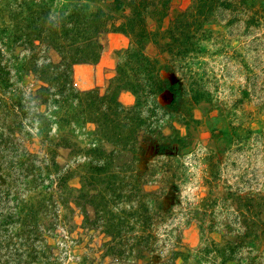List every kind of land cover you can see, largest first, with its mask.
I'll return each instance as SVG.
<instances>
[{"label":"rangeland","instance_id":"rangeland-1","mask_svg":"<svg viewBox=\"0 0 264 264\" xmlns=\"http://www.w3.org/2000/svg\"><path fill=\"white\" fill-rule=\"evenodd\" d=\"M111 2L0 0V264H264V0Z\"/></svg>","mask_w":264,"mask_h":264},{"label":"trees","instance_id":"trees-1","mask_svg":"<svg viewBox=\"0 0 264 264\" xmlns=\"http://www.w3.org/2000/svg\"><path fill=\"white\" fill-rule=\"evenodd\" d=\"M159 0H112L111 2V7L109 4L110 8H115V9H124L126 6H129L130 11H129V15L127 17V19L120 23L119 25H114L113 24V30H119V31H123V32H132V33H137V42L140 43V48H144L145 44H144V39H150L149 41L155 42L156 44H158V41H156V36L158 34V31H147L144 26H143V22H145V14L144 11L145 10H149L153 13H155L156 15H158L160 12L161 15L164 14V9L162 10V8H157ZM168 0H163V4L166 5V2ZM215 0H197V12L199 14L201 13H205L208 14L212 8H213V4H214ZM150 4V5H149ZM152 4H155V6H153L154 8H150V6ZM104 14V12H102L101 9L97 10L96 12L93 13V17L91 18L90 21H87L90 17H87L86 19H84L85 21H87V25L89 27H92L93 30H91L89 33H87V36L84 38V41L89 45L92 43L93 37L95 34H97L98 32H102L105 31V29L107 28L105 25L107 23V19L105 17H102ZM109 16V15H106ZM207 16V15H206ZM192 20L197 19V15H191ZM198 23H200V21H197ZM137 27H139V30H136ZM168 33H170V36L172 37L171 40H175L171 43V41L169 42V48L167 49L165 47V49H167L169 52L172 53V56L176 55V53L179 54V51L181 52H185L187 49V46H184L183 49H180L178 51L175 52V50L173 49L175 43H179L181 41L182 45H185V43L189 40L190 35L186 34L184 31H181V33L176 36L175 31L173 30V28H168L166 30ZM183 37V38H182ZM180 39V40H179ZM83 41V40H82ZM143 43V45H142ZM135 54V53H134ZM144 60V64H140L142 67L145 66L147 68V70L149 71V76L151 81H149V89L151 92H156V91H160L162 89H168L171 94V100L169 102V106H177V104L180 102V97L182 95L181 92V86L179 85V81L177 80H173V76L172 75H167L163 78L159 77L157 72H159V70L161 68H164L166 70H168L169 66L162 64V63H157V57L154 58L155 64L150 60V58H148V56L144 55L141 57ZM140 58V59H141ZM153 63V64H152ZM157 63V64H156ZM149 67H151L149 69ZM156 71V74L155 72ZM154 77V78H153ZM126 84V83H123ZM133 88V85L131 86ZM192 94L191 97L192 99L196 102L199 101L201 99L204 98L203 94L196 88H192ZM118 94V91H115L113 95H111V99L112 100H116V95ZM120 124V123H117ZM161 147H164L161 145Z\"/></svg>","mask_w":264,"mask_h":264}]
</instances>
